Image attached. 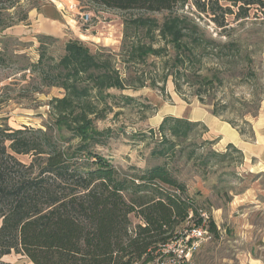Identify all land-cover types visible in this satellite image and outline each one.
<instances>
[{
  "label": "trees",
  "instance_id": "1",
  "mask_svg": "<svg viewBox=\"0 0 264 264\" xmlns=\"http://www.w3.org/2000/svg\"><path fill=\"white\" fill-rule=\"evenodd\" d=\"M78 1L112 11L167 15L162 21L151 17L129 21L127 29L144 30L151 43L125 47L121 61L110 50L93 51L78 39L68 40L56 57L51 51L55 38L39 35L37 61L21 53L33 43L12 37L1 42L0 71L8 75L0 78V84L11 82L0 88V108L10 103L31 105L53 89L63 96L48 103V121L41 128L15 129L0 119V264H10L5 258L13 253L32 264H154L162 246L178 240L185 230L203 226V213L208 215L212 237L219 238L210 201L202 200L200 191L191 194L169 162L177 157L190 162L202 149L200 166L208 168L213 160L227 161L232 152L243 157L239 149L230 144L219 153L207 147L213 143L204 141L197 147L189 145L194 149L186 153L183 146L192 142L197 130L206 134L209 129L201 122L168 116L159 127L162 140L152 151L153 158L165 161L146 169H124L101 152L114 131L98 124L111 114L118 117L116 109L136 102L125 91L149 86L163 92L170 78L185 100L189 92L201 105L212 107L216 117L231 112L229 99L218 101L216 91L239 78L225 56L228 50L240 53L241 43H219L194 17L180 14L190 0ZM231 1L237 12L224 9L222 21H215L221 28L227 27V15L246 19L252 9L264 15V0ZM19 2L0 0V5ZM27 20L26 15L22 22ZM14 24L3 20L0 31ZM214 56L216 63L209 62ZM150 58L156 60V71L138 69ZM238 101L237 119L251 128L245 118H256L262 101L257 97ZM227 122L238 127L235 119Z\"/></svg>",
  "mask_w": 264,
  "mask_h": 264
},
{
  "label": "rangeland",
  "instance_id": "2",
  "mask_svg": "<svg viewBox=\"0 0 264 264\" xmlns=\"http://www.w3.org/2000/svg\"><path fill=\"white\" fill-rule=\"evenodd\" d=\"M46 1L20 0L15 5L7 7L0 5V9L5 7L0 10V22L4 20L15 23L6 31H0V51L4 46L1 42L12 37L22 43H33L32 47L21 53H27L33 61L38 60L40 44L37 38L39 35H36V32L30 33L26 26L29 25L30 10ZM79 2V11L92 14V21L84 24L78 16L79 11L74 12L72 18L76 21V25L73 24L77 28L73 31L65 30L60 37L52 36L55 40L51 45V51L56 57L63 53L68 40L78 39L88 44L93 51L110 50L121 61V54L125 47L136 42L151 43L144 30L136 32L134 29H127L129 21L139 17H151L162 21L167 15V13L151 14L141 11H112L87 1ZM197 4L200 8L196 6ZM232 4L231 0H190L189 5L179 13L194 17L206 30L208 36L219 43L232 40H238L241 43L239 48L241 54L238 49L228 50V56H225L226 61L231 62L230 66L234 65L232 71L239 78L216 91L218 101L225 102L229 99L231 112L223 114L222 117H215L227 124H229L227 121L235 119L238 127L229 125L238 132L243 130L244 138L255 142V123L259 118L264 117V15L257 9H252L246 19L238 18L236 14L227 15L225 18L227 27H219L215 21L217 19L222 21L224 9L230 7L237 12ZM211 7L216 10L215 14L211 12ZM26 15L28 20L22 22ZM158 45L161 44L155 43V47ZM213 58H210L209 62L216 63L218 58L216 59V56ZM154 61L156 60L150 58L147 66H139L138 69L154 72L157 70L153 66ZM119 67L124 74L125 66L120 63ZM7 75L8 72L0 71V78ZM10 82L11 80L3 82L0 88ZM113 93L121 95L117 91ZM185 93L186 100L176 93L172 78L168 80L163 92L160 88L149 86L138 91L124 92L125 96L133 97L136 102L116 109L115 112L119 113L118 117L111 114L106 121L99 122L98 126L101 129L109 127L114 131L113 137L101 152L111 158L117 167L124 169L132 166L146 169L162 164L165 160L153 158L152 151L162 140L159 127L166 113L178 111L177 115H179V112L185 109L186 115L183 118L189 120L191 114L198 109L205 108L212 114V107L201 105L189 92ZM62 96L61 90L53 89L49 94L39 96L38 101L31 105H26V102L19 105L14 103L4 105L0 108V119H4L10 127L15 129L22 126L41 128L48 121V103L53 98ZM253 97L262 101V108L256 118L253 116L245 118L251 124V128H247L243 126L242 119H237L240 108L238 100L251 101ZM204 141L213 143L207 146L212 151L219 153L227 151V147L225 149L219 147L220 140L213 139L208 133H203L202 129H198L192 142L184 144L183 147L188 153L194 149L189 145L197 147ZM197 151L198 156L190 162L186 157H177L169 162L171 169L176 171L177 177L188 186L191 194L200 191L202 200L210 201L213 206L212 216L220 233L219 238L212 237L203 244L197 255H193V263L254 264V261L259 259L264 264V166L259 165L260 160L245 162L243 153L242 157L232 152L227 161L218 164L216 160H213V165L204 168L200 166L202 149ZM20 159L26 163L30 161L28 157ZM5 261L10 264H32L26 256L16 253L7 256Z\"/></svg>",
  "mask_w": 264,
  "mask_h": 264
},
{
  "label": "crops",
  "instance_id": "3",
  "mask_svg": "<svg viewBox=\"0 0 264 264\" xmlns=\"http://www.w3.org/2000/svg\"><path fill=\"white\" fill-rule=\"evenodd\" d=\"M74 2H77V0H47L39 6L33 7L29 12V25L26 26L29 29L28 31L33 34L36 32V35L54 37H60L65 30L73 31L77 28L75 27L76 21L72 18V13L66 9ZM177 114L178 111H170L164 117L183 118L186 115L185 109L181 110L179 115ZM190 120L201 122L208 127V135L212 136L213 139L220 140L221 144L218 145L221 149H225L232 144L243 153L245 162L260 160L259 165L264 166V117L259 118L255 123V142L244 138L229 124L219 121L205 108L193 112ZM254 264H262V261L255 260Z\"/></svg>",
  "mask_w": 264,
  "mask_h": 264
},
{
  "label": "built area",
  "instance_id": "4",
  "mask_svg": "<svg viewBox=\"0 0 264 264\" xmlns=\"http://www.w3.org/2000/svg\"><path fill=\"white\" fill-rule=\"evenodd\" d=\"M80 2L70 4L66 9L72 14L79 11ZM78 16L84 24L92 21V14L79 11ZM204 223L202 227L191 228L181 233L178 240L162 246L160 248V256L154 264H194L193 255L200 249L203 243L212 239V234L207 228L208 215L202 214Z\"/></svg>",
  "mask_w": 264,
  "mask_h": 264
}]
</instances>
